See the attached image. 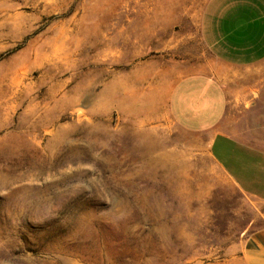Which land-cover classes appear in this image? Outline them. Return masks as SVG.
<instances>
[{"label":"rangeland","instance_id":"1","mask_svg":"<svg viewBox=\"0 0 264 264\" xmlns=\"http://www.w3.org/2000/svg\"><path fill=\"white\" fill-rule=\"evenodd\" d=\"M206 2L0 0V264H245L264 204L166 109L182 72H226Z\"/></svg>","mask_w":264,"mask_h":264},{"label":"crops","instance_id":"2","mask_svg":"<svg viewBox=\"0 0 264 264\" xmlns=\"http://www.w3.org/2000/svg\"><path fill=\"white\" fill-rule=\"evenodd\" d=\"M199 35L226 72H182L168 89V116L179 129L206 137L225 178L264 204V0H207ZM242 258L264 264V226L245 236Z\"/></svg>","mask_w":264,"mask_h":264}]
</instances>
